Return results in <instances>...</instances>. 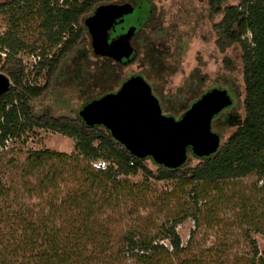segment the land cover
I'll list each match as a JSON object with an SVG mask.
<instances>
[{
    "label": "trees",
    "instance_id": "trees-1",
    "mask_svg": "<svg viewBox=\"0 0 264 264\" xmlns=\"http://www.w3.org/2000/svg\"><path fill=\"white\" fill-rule=\"evenodd\" d=\"M4 1H10L14 13L11 30L0 39V45L12 53L4 71L10 89L0 96V148L9 137L37 127L73 139L78 153L68 156L40 150L30 157L31 174L48 167L44 174L38 175L36 186L28 189L31 194L43 195L40 207L49 209L46 214L43 208L37 214L25 209L11 212V190L6 189L0 177V199L6 210L0 211V228L2 224L10 227L17 223V228L9 229L4 236L0 231V264H128L130 259L134 261L132 264H151L148 261L158 251L169 257L179 255L183 251L175 231L179 220L162 227L161 237L134 227L123 231L115 243L112 225L122 224L125 215L120 213L121 208L129 202L143 201L148 192V187L121 180L122 176L140 171L156 181L173 180L183 188L192 186L188 198L194 207L207 199L212 190L217 191L220 182L254 175L264 183V0H236V5L230 3L233 0H206L212 15L223 13L221 22L215 26L218 47L224 51L236 45L240 50L241 81H228V85L240 106L241 121L234 123V117L225 116L219 135L227 138L217 151L202 158L189 153L187 161L192 157L196 163L188 165L186 161L174 170L158 166L150 158H134L104 127L86 126L79 116L73 119L56 115L53 108L41 103L53 87L51 79L61 69L68 72L66 79L70 80L63 82L72 83L82 99L98 98L108 88L122 83L120 67L105 59L91 58L88 44H84L88 37L84 20L99 6L113 0ZM22 21H40L47 43L59 47L57 55L50 59L41 55L38 65L46 71L47 78L43 86L30 87L21 81L22 66L14 56L26 47L17 32ZM247 34L250 39H243ZM78 51L80 57L76 59ZM84 83L95 84L94 90L84 91ZM89 99L85 104L95 98ZM62 103L58 101L60 106ZM98 159L112 165L104 171L94 170L91 162ZM148 159L157 167L155 173L144 166ZM60 184L65 188L62 197ZM69 184L73 187H67ZM205 185L207 189L202 188ZM51 191L54 193L50 196ZM189 216L195 218L186 212L183 219ZM158 238L168 241L169 248L156 242ZM257 254L255 249L254 255Z\"/></svg>",
    "mask_w": 264,
    "mask_h": 264
},
{
    "label": "rangeland",
    "instance_id": "rangeland-1",
    "mask_svg": "<svg viewBox=\"0 0 264 264\" xmlns=\"http://www.w3.org/2000/svg\"><path fill=\"white\" fill-rule=\"evenodd\" d=\"M230 3L236 5L238 2L233 0ZM3 4L7 6L5 9L0 8V39L7 31L11 30L14 13L10 1L0 0V5ZM26 22L27 24H23ZM17 32L21 41L26 45L14 56L22 66L21 81L24 85L30 87L43 86L46 71L40 70L38 65L39 61L42 60L41 55L44 54L45 58L50 59L57 55L59 47L50 46L47 43L45 31L40 27V21H22ZM242 38L248 39V34ZM88 41L89 39L86 37L84 44H88ZM33 48L35 50H32ZM194 51L193 48L191 54L188 55L190 61L185 64L186 69L189 68ZM11 55L12 53L9 50L0 45V74L4 76L6 75L4 72L5 67ZM79 57L80 52L78 51L75 58L79 59ZM84 66L82 65V68ZM84 68L86 69V67ZM136 72L137 68L135 66L122 70V81ZM67 75L68 72L61 69V72L54 79H51L53 87L50 92L44 95L41 103L53 108L56 115H66L77 119L79 109L89 98H97V96H88L86 99H82L72 83L63 82L70 81L66 79L68 78ZM229 75L225 73V78H230ZM91 84L84 83L82 86L84 91L88 90L91 93L95 87V84ZM210 85L208 84L207 87ZM86 86L88 88H84ZM118 86L108 88L99 96L106 92L116 91ZM203 87L204 84L195 89L193 99L204 91ZM59 100L64 102L61 106L58 104ZM183 104L185 103L183 102ZM171 116L177 118L176 114ZM215 128L217 132H220L218 126ZM226 138L227 136L222 135V141H225ZM75 145L73 139L37 127L26 128L23 132L9 137L4 142L0 148V177L6 189L11 190L9 197L13 203L10 208L11 212L25 209L37 214L43 208L45 209L44 213H48L49 209L47 207H40L42 202L40 197L43 195H38L37 192L31 194L28 190L31 186H36L35 180L38 175L44 174L48 167L41 168L31 174L28 171L31 164L30 157L34 152L40 150L75 156L78 153ZM96 148L97 146L94 147V150ZM195 163L196 160L192 157L187 161L188 165ZM107 164L108 166L112 165L110 162H107ZM144 166L152 173H155L157 169L149 159L144 161ZM119 178L132 184H142L148 187V192L145 194L143 201L138 203L129 202L121 208L120 213L125 215L122 224L119 226L112 225L115 243L123 231L133 230L134 227H139L141 230L145 229L152 236L161 237L162 227H169L172 220L180 221L175 231L180 237L183 251L179 255H171L170 257L164 255L162 251H158L148 263L264 264V183L258 181L256 176L252 175L218 183V190H212L209 197L201 200L196 207L193 206V201L188 198L192 186L183 188L173 180L156 181L146 177L140 171L136 175ZM215 186L213 185V187ZM67 187L71 188L73 184H69ZM202 188L207 189L208 187L205 185ZM58 190L60 191V197H62L65 194L63 184H60ZM58 190L54 192L56 193ZM54 192L51 191L50 196ZM164 198L170 200L166 201ZM2 201L3 199H0V211L5 209ZM133 206L135 207L132 208ZM5 212L6 210L2 211V213ZM130 212L132 215H127ZM186 212L189 215L193 214L195 218L189 216L183 219V214ZM16 228L17 223L10 227L2 224L0 231L4 236L9 229L15 230ZM158 239H156V242H160L169 248L168 241ZM255 249L258 251L256 256L254 255ZM133 262L130 259L128 264Z\"/></svg>",
    "mask_w": 264,
    "mask_h": 264
},
{
    "label": "flooded vegetation",
    "instance_id": "flooded-vegetation-1",
    "mask_svg": "<svg viewBox=\"0 0 264 264\" xmlns=\"http://www.w3.org/2000/svg\"><path fill=\"white\" fill-rule=\"evenodd\" d=\"M127 3L132 4L134 9L115 21L109 32L108 43L133 28L129 39L133 51L129 59L123 58L117 62L93 54L88 34L87 50L91 58L105 59L121 70L131 66L137 68L136 73L130 74L122 83L115 84L119 85L116 91L104 94L115 93L126 80L140 76L149 85L162 113L165 116L176 114L175 119L179 120L204 94L221 89L227 91L232 104L212 118L211 130L219 135L215 127L221 130L225 116L228 119L230 115L234 117V123L241 121L240 106L235 103L228 85V81H241L240 50L238 46L232 45L223 51L216 43L215 26L221 22L223 13L212 15L206 0H116L109 4ZM193 48L195 51L186 69L185 64L190 61L188 55ZM109 72V75L112 74ZM225 73L230 74V78H225ZM203 84L204 91L193 99L195 89ZM208 84L211 85L207 87ZM219 137L222 141V136Z\"/></svg>",
    "mask_w": 264,
    "mask_h": 264
},
{
    "label": "water",
    "instance_id": "water-1",
    "mask_svg": "<svg viewBox=\"0 0 264 264\" xmlns=\"http://www.w3.org/2000/svg\"><path fill=\"white\" fill-rule=\"evenodd\" d=\"M133 9L130 3L103 4L84 20L93 54L117 62L129 59L133 51L129 39L134 29L110 43L108 36L115 21ZM9 89V79L0 74V96ZM231 104L226 90L213 89L176 120L162 113L149 85L142 77L134 76L117 92L89 101L78 111V116L86 126L104 127L134 158H150L156 165L174 170L185 164L189 153L202 158L217 151L221 140L211 130V120Z\"/></svg>",
    "mask_w": 264,
    "mask_h": 264
},
{
    "label": "built area",
    "instance_id": "built-area-1",
    "mask_svg": "<svg viewBox=\"0 0 264 264\" xmlns=\"http://www.w3.org/2000/svg\"><path fill=\"white\" fill-rule=\"evenodd\" d=\"M249 39H250V34H248V40ZM91 167L94 170L104 171V170L107 169L108 164H107V162L105 160L98 159V160H95V161L91 162Z\"/></svg>",
    "mask_w": 264,
    "mask_h": 264
}]
</instances>
